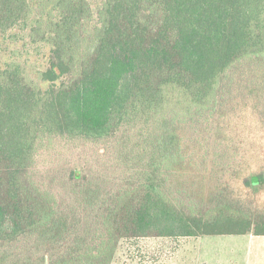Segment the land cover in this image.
Here are the masks:
<instances>
[{"label":"trees","instance_id":"trees-1","mask_svg":"<svg viewBox=\"0 0 264 264\" xmlns=\"http://www.w3.org/2000/svg\"><path fill=\"white\" fill-rule=\"evenodd\" d=\"M250 115L264 129V0H0L2 259L106 264L123 239L264 237V159L243 168L264 144L231 131ZM62 140L113 148L127 178L39 184Z\"/></svg>","mask_w":264,"mask_h":264},{"label":"rangeland","instance_id":"rangeland-1","mask_svg":"<svg viewBox=\"0 0 264 264\" xmlns=\"http://www.w3.org/2000/svg\"><path fill=\"white\" fill-rule=\"evenodd\" d=\"M243 127L245 128L231 131L248 139L253 145L264 144V129L257 130L253 127L251 115L245 119ZM107 151H102V145L92 146L63 140L54 143L38 158L36 182L49 187L46 176L56 178L55 173L62 176L73 171L80 175L93 174L103 179H106L107 175L114 177L112 180L126 179L128 171L113 165L118 151L113 148ZM250 156L253 155L244 156V169H255L256 165L252 163L264 159V148L259 158L253 159ZM120 169L123 172L121 174ZM53 186L62 195L68 194L69 187L62 182L55 180ZM254 200L260 203L259 212H255L256 216H264V192H260ZM248 202L238 203L244 213L250 208ZM8 254L10 257L7 256L6 260L0 255V264H7L17 256L11 251ZM33 257L36 260L39 254L34 252ZM109 258L110 261L106 264H264V237L248 233L243 236L123 239L114 245ZM44 261L48 264L50 260L45 257Z\"/></svg>","mask_w":264,"mask_h":264}]
</instances>
